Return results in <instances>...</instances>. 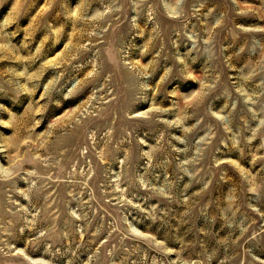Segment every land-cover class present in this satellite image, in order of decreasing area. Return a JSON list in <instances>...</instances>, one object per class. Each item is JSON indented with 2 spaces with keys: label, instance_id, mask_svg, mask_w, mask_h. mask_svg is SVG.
<instances>
[{
  "label": "rangeland",
  "instance_id": "rangeland-1",
  "mask_svg": "<svg viewBox=\"0 0 264 264\" xmlns=\"http://www.w3.org/2000/svg\"><path fill=\"white\" fill-rule=\"evenodd\" d=\"M0 264H264V0H0Z\"/></svg>",
  "mask_w": 264,
  "mask_h": 264
}]
</instances>
